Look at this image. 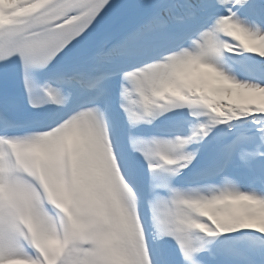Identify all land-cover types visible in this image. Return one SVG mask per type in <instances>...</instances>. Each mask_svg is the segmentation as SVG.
I'll return each instance as SVG.
<instances>
[{"label": "snow or ice", "instance_id": "6c2138e0", "mask_svg": "<svg viewBox=\"0 0 264 264\" xmlns=\"http://www.w3.org/2000/svg\"><path fill=\"white\" fill-rule=\"evenodd\" d=\"M0 264H264V0H0Z\"/></svg>", "mask_w": 264, "mask_h": 264}]
</instances>
